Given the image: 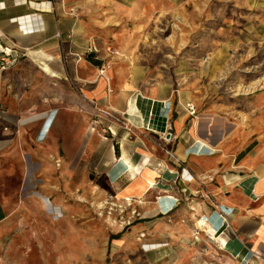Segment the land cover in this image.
<instances>
[{"label":"crops","instance_id":"obj_1","mask_svg":"<svg viewBox=\"0 0 264 264\" xmlns=\"http://www.w3.org/2000/svg\"><path fill=\"white\" fill-rule=\"evenodd\" d=\"M107 6L128 7L120 0H0V87H9L0 93V147L19 158L21 188L60 181L57 159L74 174L91 162L98 195L145 199L142 218L123 237L144 255L180 247L172 261L183 262L194 251L189 243L203 244L205 232L232 256L264 252V142L258 150L248 143L250 122L230 129L212 124L200 133L195 105L186 99L92 75L82 57L97 38L90 11ZM6 54L17 62L3 68ZM255 100L263 115L264 86ZM249 107L245 119L254 117ZM199 228L205 232L192 240Z\"/></svg>","mask_w":264,"mask_h":264},{"label":"rangeland","instance_id":"obj_2","mask_svg":"<svg viewBox=\"0 0 264 264\" xmlns=\"http://www.w3.org/2000/svg\"><path fill=\"white\" fill-rule=\"evenodd\" d=\"M120 1L128 7L91 8L98 39L82 55L89 72L96 78L133 80L132 90L144 88L143 94L151 90L186 99L195 105L200 133L212 124L230 129L250 122L248 143L258 150L264 142L262 102L255 100L264 86L259 85L264 78V0ZM71 12L79 16L75 8ZM108 16L119 19L104 23ZM68 57L63 56L66 67ZM68 80L82 94L79 79L69 74ZM8 88L3 83L0 93ZM249 106L253 119H245ZM5 149L0 147V264H264V252L232 256L201 228L192 240L204 233V243L190 242L194 251L183 262L172 261L180 247L144 255L123 240L142 218L144 198H131L130 206L117 195L100 196L90 177L92 163L74 174L64 169L62 158L56 160L60 181H27L21 188L19 158ZM60 154L67 158L68 152ZM32 168L38 169L36 161Z\"/></svg>","mask_w":264,"mask_h":264},{"label":"built area","instance_id":"obj_3","mask_svg":"<svg viewBox=\"0 0 264 264\" xmlns=\"http://www.w3.org/2000/svg\"><path fill=\"white\" fill-rule=\"evenodd\" d=\"M10 54H6L5 55V58H2V61H3V65H2V67L3 68H5L7 65H9L10 63H13L14 61H16V59L15 58H13L12 60H10ZM102 72H104V70L102 71ZM191 110H192V112H194L195 110H194V108L193 107H191L190 108ZM209 196V194L207 195V197ZM126 201H127V203L130 205V204H132L133 202H131V198H129V197H127L126 199H125ZM130 203H129V202ZM131 206V205H130Z\"/></svg>","mask_w":264,"mask_h":264},{"label":"bare ground","instance_id":"obj_4","mask_svg":"<svg viewBox=\"0 0 264 264\" xmlns=\"http://www.w3.org/2000/svg\"><path fill=\"white\" fill-rule=\"evenodd\" d=\"M103 73V72H102ZM124 199H126V198H124Z\"/></svg>","mask_w":264,"mask_h":264}]
</instances>
